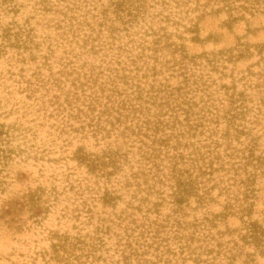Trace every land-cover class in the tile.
Instances as JSON below:
<instances>
[{
    "label": "rangeland",
    "instance_id": "1",
    "mask_svg": "<svg viewBox=\"0 0 264 264\" xmlns=\"http://www.w3.org/2000/svg\"><path fill=\"white\" fill-rule=\"evenodd\" d=\"M115 1L0 0V264H264V4ZM177 152L225 165L180 207Z\"/></svg>",
    "mask_w": 264,
    "mask_h": 264
},
{
    "label": "trees",
    "instance_id": "2",
    "mask_svg": "<svg viewBox=\"0 0 264 264\" xmlns=\"http://www.w3.org/2000/svg\"><path fill=\"white\" fill-rule=\"evenodd\" d=\"M218 4H221V8H225L228 11L232 12H241V11H248L253 12L255 10H258L261 7V4H264V0H214ZM116 6L119 11L123 12V9L125 6L131 5L134 6V3H136V0H117ZM133 4H129V3ZM120 7V8H119ZM129 9L132 10V8L129 7ZM137 10V8H133ZM112 155V154H111ZM255 155L251 150L248 151V154L243 156V161H241L237 166V169L242 168L244 171H247V167L253 164ZM81 161L83 162L86 160V157L84 155L81 156ZM188 161H190V165L188 164ZM203 163V162H202ZM215 164L216 165L215 167ZM185 165H189V168L184 167ZM156 166V165H155ZM167 172H162V179L165 181H170L172 188V197L177 206H181L184 204L187 199H189L191 196H199V187H200V181L199 179L202 177H205L207 175H212L215 171L218 170V168H224L223 163H215L213 160L209 162H205L203 164H198L197 159H191V157L187 158L182 152H177L174 155H170L168 158V164L166 165ZM158 167V165H157ZM218 167V168H217ZM161 170V169H160ZM256 171V170H255ZM253 173L250 171L248 172V178L240 179L239 181L243 183V186L245 188L244 194H249L253 192V189H250V183L252 182V179L250 176ZM246 186H245V184ZM248 183V184H247ZM251 190V191H250ZM200 197V196H199ZM245 197H249L246 195ZM248 199V198H247ZM252 204L247 202L246 205H242L240 207V212H242V221L244 226V233L242 234V240L246 244H251L256 247L259 251H264V225L259 222L258 220L252 219ZM150 232L148 229H145L142 232V236L145 233ZM157 231H155L154 235H151L149 237V240H152L151 242L147 243V246L149 247L150 244H153L156 240L155 238L158 237ZM70 239H77V238H70V236H65L63 240H60L59 243H55L53 245V249L55 253H58L61 248L66 249L67 247H70L73 245ZM134 240V239H133ZM130 240L128 244V248L136 251L137 248H139V240ZM138 244V247H134V245Z\"/></svg>",
    "mask_w": 264,
    "mask_h": 264
}]
</instances>
